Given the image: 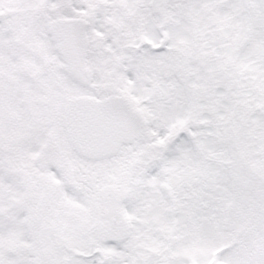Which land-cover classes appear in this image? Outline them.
<instances>
[{"label":"snow or ice","instance_id":"1","mask_svg":"<svg viewBox=\"0 0 264 264\" xmlns=\"http://www.w3.org/2000/svg\"><path fill=\"white\" fill-rule=\"evenodd\" d=\"M0 264H264V0H0Z\"/></svg>","mask_w":264,"mask_h":264}]
</instances>
